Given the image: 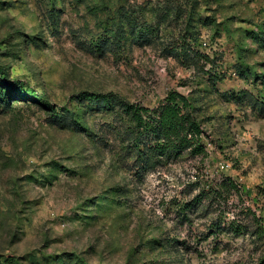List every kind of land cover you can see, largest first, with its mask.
Masks as SVG:
<instances>
[{
    "label": "rangeland",
    "instance_id": "374dc122",
    "mask_svg": "<svg viewBox=\"0 0 264 264\" xmlns=\"http://www.w3.org/2000/svg\"><path fill=\"white\" fill-rule=\"evenodd\" d=\"M170 90L183 149L122 109ZM263 254L264 0H0V264Z\"/></svg>",
    "mask_w": 264,
    "mask_h": 264
},
{
    "label": "trees",
    "instance_id": "16d2710c",
    "mask_svg": "<svg viewBox=\"0 0 264 264\" xmlns=\"http://www.w3.org/2000/svg\"><path fill=\"white\" fill-rule=\"evenodd\" d=\"M35 93L40 105L51 107L50 103L46 102L41 94ZM89 94L92 98L101 97L100 100L104 102L109 100L108 94ZM187 105L188 102L184 96L175 90H170L158 107V113L154 111V115L144 116L143 109L131 102H124L122 109L131 114L139 126L142 125L144 128L154 126L157 137L163 138L161 144L166 143L172 149H183L194 143L202 132L200 123L195 116L189 110H184ZM256 264H264V254L260 256Z\"/></svg>",
    "mask_w": 264,
    "mask_h": 264
}]
</instances>
